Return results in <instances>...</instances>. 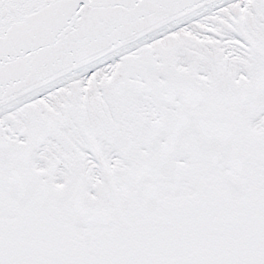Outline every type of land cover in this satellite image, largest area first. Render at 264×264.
Here are the masks:
<instances>
[{
	"label": "snow or ice",
	"instance_id": "obj_1",
	"mask_svg": "<svg viewBox=\"0 0 264 264\" xmlns=\"http://www.w3.org/2000/svg\"><path fill=\"white\" fill-rule=\"evenodd\" d=\"M0 264H264V0H0Z\"/></svg>",
	"mask_w": 264,
	"mask_h": 264
}]
</instances>
